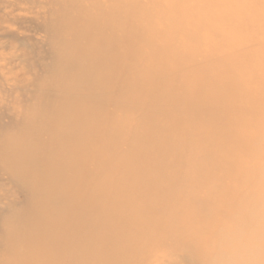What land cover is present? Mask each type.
I'll return each mask as SVG.
<instances>
[{"label": "rangeland", "instance_id": "rangeland-1", "mask_svg": "<svg viewBox=\"0 0 264 264\" xmlns=\"http://www.w3.org/2000/svg\"><path fill=\"white\" fill-rule=\"evenodd\" d=\"M1 256L264 264V0H0Z\"/></svg>", "mask_w": 264, "mask_h": 264}, {"label": "bare ground", "instance_id": "bare-ground-1", "mask_svg": "<svg viewBox=\"0 0 264 264\" xmlns=\"http://www.w3.org/2000/svg\"><path fill=\"white\" fill-rule=\"evenodd\" d=\"M203 215V213H202ZM6 228V234L8 233L9 235L6 238H3L1 241V247L3 251H9L10 254L15 253L14 251L16 250L17 244L19 240L17 239L19 236L17 235L16 228L14 226H8ZM2 260V256L0 258V261Z\"/></svg>", "mask_w": 264, "mask_h": 264}]
</instances>
